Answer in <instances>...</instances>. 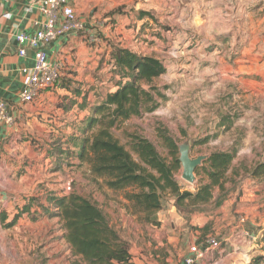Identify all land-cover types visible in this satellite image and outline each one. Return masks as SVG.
<instances>
[{"label":"rangeland","instance_id":"1","mask_svg":"<svg viewBox=\"0 0 264 264\" xmlns=\"http://www.w3.org/2000/svg\"><path fill=\"white\" fill-rule=\"evenodd\" d=\"M156 1L134 0L125 8L122 4L128 0H106L99 5V22L107 28L103 43L94 48L99 59L90 64L88 78L71 81L70 95L55 93V120L51 124L54 131L48 133V153L58 136L81 135L92 106L116 89L119 76L112 71L111 52L121 45L162 60L167 71L155 83L166 99L159 100L160 106L154 112L114 127V136L143 164L130 141L133 134L146 138L171 168L174 157L161 139L162 131L177 144L189 141L194 158L236 150L225 190L216 187L212 201L197 206L189 205L176 191L159 192V209L145 218L130 213L123 192H115L95 180L87 163L65 156L70 166L52 173L51 161L55 158L51 157L48 170H41L47 173L42 176L43 183L32 194L41 196V204L45 205L51 192H75L96 202L104 210L108 225L129 242L136 264H177L190 245L215 235L222 241V253L213 255L216 264H228L225 259L237 246L244 249L243 255L252 257L242 255L241 260L249 262L264 256V242L260 238L241 239V234L226 239L223 226L235 217L236 222L244 218L247 222L243 226L248 230L253 229L254 222L262 224L254 227L257 235L264 228V181L251 175V170L264 160V1L249 4L244 0L240 5L239 0H228V8L222 13L211 16L207 14L210 9L205 8L197 20L192 10L188 9L184 16H176L175 9L169 10L179 7L178 0H168L170 7L163 19L158 18L157 10L150 8H157ZM140 10L149 11L156 18L148 19L143 34L140 28L144 21L137 19ZM76 90L88 94L85 109L80 107L85 101L75 95ZM63 105L72 107L67 111L61 108ZM203 167H208L207 160L200 166L194 184L182 178L181 164L169 175L181 193H194L209 182ZM36 210L34 206L31 215H23L13 227L0 221V264H67L68 256L71 260V252L66 255L69 246L62 237L60 220L40 215L44 214L42 208ZM203 234L206 237L199 239Z\"/></svg>","mask_w":264,"mask_h":264},{"label":"trees","instance_id":"2","mask_svg":"<svg viewBox=\"0 0 264 264\" xmlns=\"http://www.w3.org/2000/svg\"><path fill=\"white\" fill-rule=\"evenodd\" d=\"M137 19L144 21L141 34L149 25L148 19L156 21L155 16L146 10H140ZM111 57L112 71L119 76L116 89L92 106L91 113L84 120L81 135L63 134L53 142L50 156L55 159L51 161V172L57 173L70 166L65 162V156L67 159L75 157L89 165L92 176L103 186L124 193L131 214L145 218L159 209V192L176 191L191 206L210 203L216 187L225 190L228 171L237 151L212 153L207 159L208 167H203L209 182L194 193H181L178 184L169 175L177 171L181 163L177 157V143L167 132L162 131L160 136L174 157L172 168L152 143L137 134L132 135L130 145L133 151L140 154L144 164L135 160L112 130L122 122L152 113L160 106L159 100L166 99V96L155 80L165 74L167 68L158 57L135 53L121 45L113 48ZM74 93L77 97H83L85 105L80 107L85 109L88 94L81 90ZM62 107L68 111L72 106ZM72 147L73 152L70 151ZM199 170L200 167L196 174ZM251 175L260 182L264 181V160L251 170ZM45 201L47 205L41 204L39 195L29 197L9 222L4 221L5 226H15L24 214L31 215L36 206L37 210L43 209L44 214L40 215L60 220L62 237L69 246L72 264H136L129 242L117 229L108 225L104 210L96 202L75 192L66 195L51 192ZM37 217L34 216V219ZM260 229L264 233V228ZM261 241L264 242V238ZM263 260L264 256H257L239 264H262Z\"/></svg>","mask_w":264,"mask_h":264},{"label":"crops","instance_id":"3","mask_svg":"<svg viewBox=\"0 0 264 264\" xmlns=\"http://www.w3.org/2000/svg\"><path fill=\"white\" fill-rule=\"evenodd\" d=\"M33 1L0 0V98L7 103L8 111L14 117L13 125L0 124L1 222H9L17 213L18 208L29 197L33 196L32 193L36 187L43 183L42 176L47 175V173H43L41 170H48V163L52 159L48 153L50 147L48 133L54 131L51 126L55 120L52 114L54 95L61 91L70 95L72 80L80 82L84 78H88L86 71L88 72L92 67L90 64H94L96 59H99V55L94 52V48L99 44H92L87 39L96 34L100 28L104 29L103 37L106 36L107 31V28L99 22V14L97 13L99 5H102L106 0H70L79 9V13L83 14L82 20L86 24V29L85 31L67 32L54 42L44 46L49 60L52 62L62 60L65 63V68L56 88L44 90L35 101L24 103L21 101V94L27 71L34 62L35 50L28 46L26 55H21L22 46L17 40V35L19 33L35 34L45 19ZM178 1L179 7L172 6L169 10L175 9L174 14L176 16L180 14L184 16L189 10H192L196 20L197 16L199 18L200 14L205 13V8L210 9L207 14L211 16L212 14L218 15L222 13L224 8H228V0ZM261 1L264 0H245L249 4L251 2L260 3ZM132 2L134 0H128L122 4V8L129 6ZM238 2L241 5L244 0ZM155 5L157 8L154 6L150 8L156 9L158 18L163 19L167 7H170L168 0H157ZM6 14L10 15L6 16ZM211 16L210 23L212 26L213 18ZM243 225L239 219L236 222L235 217L227 220L223 226L226 233L225 238H233V236L241 234L239 235L241 239H248L244 236L248 229ZM253 225L257 227L262 224L254 222ZM206 234L199 235L198 238L203 239ZM187 250L188 248L185 254ZM68 251L66 255L70 253V249ZM242 251L244 249L237 246L225 260L228 264L244 262L241 260ZM217 253H222V248ZM243 256L252 258L246 253ZM71 261L72 259L69 260L68 256L67 264H72ZM216 263L218 262H215V257L210 256L201 264Z\"/></svg>","mask_w":264,"mask_h":264},{"label":"built area","instance_id":"4","mask_svg":"<svg viewBox=\"0 0 264 264\" xmlns=\"http://www.w3.org/2000/svg\"><path fill=\"white\" fill-rule=\"evenodd\" d=\"M40 12L44 15L41 28L35 34L19 33L17 40L22 46L21 55H26L27 47L34 48V62L28 69L24 81V89L21 94V101L30 103L35 101L44 90L52 88L61 78L65 68L62 60L50 61L44 50L46 44H50L71 31H85L86 24L82 20L83 14L74 6L70 0H34ZM10 14H6L9 16ZM104 29L100 28L97 33L88 38L92 44H102ZM8 126L14 124V117L8 111V105L0 98V124ZM242 224L247 221L240 219ZM247 238H264V233L257 235L255 229L245 232ZM222 248V241L218 236H209L198 244L188 247L186 254L177 264H201L210 256H213Z\"/></svg>","mask_w":264,"mask_h":264},{"label":"water","instance_id":"5","mask_svg":"<svg viewBox=\"0 0 264 264\" xmlns=\"http://www.w3.org/2000/svg\"><path fill=\"white\" fill-rule=\"evenodd\" d=\"M179 150V161L182 165V178L189 182L190 184H194L197 180L196 170L203 165L204 161H206L209 156L208 155H200L197 157L191 156V148L192 145L189 141H185L183 143L177 144Z\"/></svg>","mask_w":264,"mask_h":264}]
</instances>
